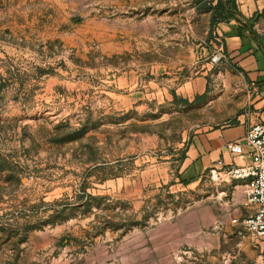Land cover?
<instances>
[{
  "label": "rangeland",
  "instance_id": "1",
  "mask_svg": "<svg viewBox=\"0 0 264 264\" xmlns=\"http://www.w3.org/2000/svg\"><path fill=\"white\" fill-rule=\"evenodd\" d=\"M215 1L0 0V264H263L180 173L243 110Z\"/></svg>",
  "mask_w": 264,
  "mask_h": 264
},
{
  "label": "crops",
  "instance_id": "2",
  "mask_svg": "<svg viewBox=\"0 0 264 264\" xmlns=\"http://www.w3.org/2000/svg\"><path fill=\"white\" fill-rule=\"evenodd\" d=\"M236 4L239 22L223 21L216 32L222 40L226 76L235 84L229 92L233 90L241 95L243 110L223 114L211 125L202 126L187 144L180 170L182 182L198 190L205 187L202 194L206 200L217 201L218 210L230 219L241 213L240 218L246 216L240 207L244 181L213 182L207 170L218 160L236 167L248 166L251 162L248 146L242 145L243 153L233 156L226 145L242 142L250 125L264 123V38L259 35L264 29V0H236ZM189 87L190 95H195L203 93L205 85L198 92ZM261 257L264 264V254Z\"/></svg>",
  "mask_w": 264,
  "mask_h": 264
},
{
  "label": "built area",
  "instance_id": "3",
  "mask_svg": "<svg viewBox=\"0 0 264 264\" xmlns=\"http://www.w3.org/2000/svg\"><path fill=\"white\" fill-rule=\"evenodd\" d=\"M264 38V29L259 32ZM225 59L223 54L216 57V61ZM242 145L250 148L248 166H233L216 161L208 168L209 179L213 182L224 183L244 181L240 207L245 210L246 216L234 215L230 219L232 225H239L255 241L261 256L264 254V123L250 125L242 142H230L226 145L227 151L233 155H241Z\"/></svg>",
  "mask_w": 264,
  "mask_h": 264
},
{
  "label": "trees",
  "instance_id": "4",
  "mask_svg": "<svg viewBox=\"0 0 264 264\" xmlns=\"http://www.w3.org/2000/svg\"><path fill=\"white\" fill-rule=\"evenodd\" d=\"M238 14L236 0H216L213 6L211 7L210 13V30L214 27V25L218 22H223L228 19H234L235 21L239 22L236 18ZM173 100L175 101L176 95L172 93ZM204 97V94L195 96L192 102H188L187 100H183L184 104L188 103H195L200 98ZM184 159V153L182 154V160Z\"/></svg>",
  "mask_w": 264,
  "mask_h": 264
}]
</instances>
